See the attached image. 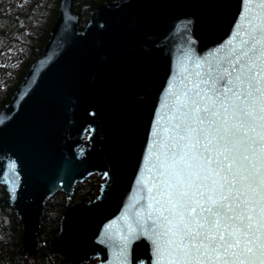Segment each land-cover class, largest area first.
<instances>
[{
  "label": "water",
  "instance_id": "95a60500",
  "mask_svg": "<svg viewBox=\"0 0 264 264\" xmlns=\"http://www.w3.org/2000/svg\"><path fill=\"white\" fill-rule=\"evenodd\" d=\"M58 2L41 56L0 110L11 117L0 124V188L21 226L19 248L29 259L37 252L45 205L61 194L48 248L63 263L156 264L152 233L143 231L155 177L152 125L165 123L171 91L194 61L212 59L238 21L247 26L241 13L257 5L140 0L118 8L126 0H116L94 9L80 30L71 0ZM130 15L141 28L129 29ZM91 177L102 181L96 198L73 203L75 186Z\"/></svg>",
  "mask_w": 264,
  "mask_h": 264
},
{
  "label": "snow or ice",
  "instance_id": "6c2138e0",
  "mask_svg": "<svg viewBox=\"0 0 264 264\" xmlns=\"http://www.w3.org/2000/svg\"><path fill=\"white\" fill-rule=\"evenodd\" d=\"M243 3L257 5L241 13L247 26L238 21L212 59L194 61L171 91L165 123L152 125L155 177L143 231L152 233L156 264H264V0ZM127 25L137 30L142 20L130 15ZM9 119L0 114V124Z\"/></svg>",
  "mask_w": 264,
  "mask_h": 264
},
{
  "label": "trees",
  "instance_id": "16d2710c",
  "mask_svg": "<svg viewBox=\"0 0 264 264\" xmlns=\"http://www.w3.org/2000/svg\"><path fill=\"white\" fill-rule=\"evenodd\" d=\"M22 0H0V37L2 35L3 28H7L10 25L16 23L22 24L26 19H29L31 15L35 16L39 12L44 16V21L41 26V35L33 42L27 51L28 58L22 63L18 70V75L15 77V83L7 89L0 99V110L4 109L7 102L10 101L15 90L18 89L20 83H22L23 77L26 75L31 64L35 63L41 56V50L48 42L51 26L55 23L57 18V10L59 9L58 0H32L33 6L22 7L20 3ZM116 0H71V14L79 18L80 30L83 27V22L86 17L90 16V13L94 9L105 3H112ZM78 187H75L72 197L73 203L79 201L85 197L90 196V193L95 189L94 184L91 185L87 193H80ZM4 190L0 188V264H66L61 260L60 255L53 253L48 248V243L51 238L56 236L57 230H59V218L64 210L62 205L65 203V198L62 196L54 197L46 205V213L41 219V230H39L38 250L30 258L27 259L19 248L21 240V226L15 219V215L8 207L7 198L4 194Z\"/></svg>",
  "mask_w": 264,
  "mask_h": 264
},
{
  "label": "rangeland",
  "instance_id": "374dc122",
  "mask_svg": "<svg viewBox=\"0 0 264 264\" xmlns=\"http://www.w3.org/2000/svg\"><path fill=\"white\" fill-rule=\"evenodd\" d=\"M19 4H21L22 7H28L29 5L33 6L32 0H22ZM88 19L89 17L85 18V21L83 22L84 25L88 22ZM43 21L44 16L39 12L35 16L31 15V17L26 19L22 24L16 23L7 28H3L0 37V99L6 94L7 89L15 83V77L18 75V70L22 63L28 58V49H30L31 45L34 46L33 42L39 35H41V26L44 24ZM101 183V179L91 177L87 179L85 183L80 185L78 191L85 194L90 189L91 185L94 184L95 189L90 193V196L86 197L91 201L96 198ZM75 187H78V185ZM56 196L62 195L56 194L54 197ZM53 198H50L49 201ZM90 264L93 263L90 262Z\"/></svg>",
  "mask_w": 264,
  "mask_h": 264
}]
</instances>
